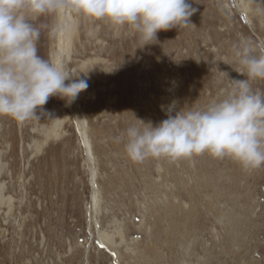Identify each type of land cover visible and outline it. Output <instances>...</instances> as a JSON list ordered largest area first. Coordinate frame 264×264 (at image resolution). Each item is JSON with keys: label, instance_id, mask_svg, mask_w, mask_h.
Listing matches in <instances>:
<instances>
[{"label": "rangeland", "instance_id": "1", "mask_svg": "<svg viewBox=\"0 0 264 264\" xmlns=\"http://www.w3.org/2000/svg\"><path fill=\"white\" fill-rule=\"evenodd\" d=\"M188 2L191 23L144 48L72 13L31 21L39 55L89 84L73 103L97 179L64 100L24 122L0 117V264H264V167L208 154L134 163L116 140L165 119L162 106L202 108L245 78L232 49L264 40V0ZM56 25L68 28L49 35ZM251 87L264 95V81Z\"/></svg>", "mask_w": 264, "mask_h": 264}, {"label": "clouds", "instance_id": "2", "mask_svg": "<svg viewBox=\"0 0 264 264\" xmlns=\"http://www.w3.org/2000/svg\"><path fill=\"white\" fill-rule=\"evenodd\" d=\"M195 11L188 0H0V117L17 122L38 118L37 110L50 98L71 105L89 87L62 59L39 55L40 28L31 21L72 13L127 29L144 48L157 41L158 32L186 27ZM67 28L56 25L49 35ZM232 54L239 65L235 71L245 78L232 79L222 98L188 109L173 101L162 106L165 119L155 124L137 119L146 126L131 125L116 137L132 162H176L208 154L229 158L245 170L264 167V95L251 87L264 81V40H241Z\"/></svg>", "mask_w": 264, "mask_h": 264}, {"label": "bare ground", "instance_id": "3", "mask_svg": "<svg viewBox=\"0 0 264 264\" xmlns=\"http://www.w3.org/2000/svg\"><path fill=\"white\" fill-rule=\"evenodd\" d=\"M65 47V46H64ZM60 51L63 53V45L59 46ZM59 51V50H58ZM62 55V54H61ZM64 55V54H63ZM56 59H61V57H57ZM66 104V102H65ZM69 109H71L73 116L75 118V121L77 123V127L79 130V133L82 136V142L81 145L82 147H84L85 151H86V159H87V163L89 165V168L91 170V181L93 182L94 179H97V170H95L96 167H94V159H93V155H92V151H91V147H90V143L89 140L87 138V132H86V127H85V122L83 119V116L81 115L80 111L78 110L77 106L75 105V103H72L71 105H66ZM86 161V160H85ZM86 163V162H85ZM96 174V175H95ZM92 187V201L95 202V195L96 193L93 190V186ZM93 202V203H94ZM96 204V203H95ZM92 223H93V231L95 230V222L92 219ZM98 234H99V229H98Z\"/></svg>", "mask_w": 264, "mask_h": 264}]
</instances>
